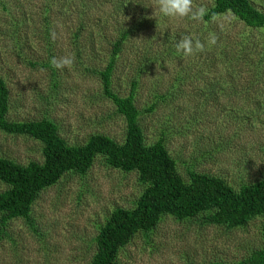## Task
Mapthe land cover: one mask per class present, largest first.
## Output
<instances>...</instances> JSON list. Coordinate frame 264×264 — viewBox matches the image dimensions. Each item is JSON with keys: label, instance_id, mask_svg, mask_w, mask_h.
<instances>
[{"label": "rangeland", "instance_id": "1", "mask_svg": "<svg viewBox=\"0 0 264 264\" xmlns=\"http://www.w3.org/2000/svg\"><path fill=\"white\" fill-rule=\"evenodd\" d=\"M124 1L122 9L117 5L122 0H0V76L9 92L7 120L50 119L71 144L95 133L122 141L125 119L105 95L98 73L114 57L112 90L126 95L138 82L136 105L147 142L164 137L184 177L189 169H198L219 174L236 187L254 180L264 169L259 147L264 143V27H247L232 13L211 21L171 19L159 12L157 0ZM214 1L194 0V6L208 10ZM252 1L264 11V0ZM46 2L52 5L50 13ZM84 2L89 4L85 14ZM79 25L82 32L75 39ZM126 29L132 31L129 38L122 37ZM189 34L205 50L177 55L176 43ZM120 39L124 41L115 54ZM65 55L73 56L74 64L54 69L51 59ZM216 125L228 147L213 160L203 158ZM0 158L22 165L42 162L43 144L0 127ZM140 178L136 171L110 168L98 158L87 176L67 174L43 189L30 219L4 221L6 212L0 211V264H90L99 226L116 207L135 205L145 189ZM8 188L0 179V192ZM201 218L163 217L148 234L140 232L127 242L120 264L238 261L264 245L263 217L230 228L203 224Z\"/></svg>", "mask_w": 264, "mask_h": 264}, {"label": "trees", "instance_id": "2", "mask_svg": "<svg viewBox=\"0 0 264 264\" xmlns=\"http://www.w3.org/2000/svg\"><path fill=\"white\" fill-rule=\"evenodd\" d=\"M117 5L122 9L126 6L124 0ZM45 8L50 13L52 5L46 2ZM88 10L89 4L84 2L83 14ZM226 13H232L247 27H264V11L252 0H215L203 18L211 21ZM46 21V25L50 26L49 19ZM47 28L46 33L49 32ZM81 30L82 26L79 25L74 33L75 39H78ZM130 30H124L122 37L129 38L132 34ZM167 39L173 41L171 36H167ZM123 41L120 39L116 42L115 54ZM151 58L157 59L155 55H151ZM115 65L113 57L98 73L101 74L105 95L113 100L117 112L125 119L126 131L122 141L95 133L83 143L71 144L59 134L57 125L50 119L8 121L9 92L0 76V127L39 140L43 144L44 156L42 162L31 161L27 165L0 158V179L9 185L7 190L0 192V211L6 212L4 221L30 219L32 204L43 189L56 185L67 174L87 176L98 158L110 168L136 171L145 189L133 207H116L99 226L92 240L94 254L90 264H120L118 256L127 242L140 232L148 234L167 215L178 219L199 218L202 215L200 220L203 224L229 228L247 225L257 217L264 218V169L254 180H242L238 187L225 177L205 170L189 169L187 177H184L170 155L164 137L151 144L147 142L140 121L141 111L136 105L138 82L133 81L132 89L126 95L112 90ZM195 78L199 79L200 76L196 75ZM215 86L210 87L213 94ZM157 104L153 103L154 106ZM257 115L260 116V111ZM261 121L264 123L263 119ZM223 137L221 126L216 125L213 135H208L210 147L203 151V158L213 160L217 154L225 152L228 142ZM259 147L264 153V143L261 142ZM262 228L264 243V224ZM207 264H264V245L238 261L217 259L207 261Z\"/></svg>", "mask_w": 264, "mask_h": 264}, {"label": "clouds", "instance_id": "3", "mask_svg": "<svg viewBox=\"0 0 264 264\" xmlns=\"http://www.w3.org/2000/svg\"><path fill=\"white\" fill-rule=\"evenodd\" d=\"M157 7L159 12L164 17L171 19H191L194 22H200L207 14L204 7H195L194 0H157ZM52 38L55 40L56 34L52 33ZM211 43H215V38H212ZM176 54H183L184 56L192 55L194 53L203 52L205 50L204 43L192 35L182 36L175 45ZM75 58L71 55L63 57H53L50 61L54 69L70 68L74 64Z\"/></svg>", "mask_w": 264, "mask_h": 264}]
</instances>
